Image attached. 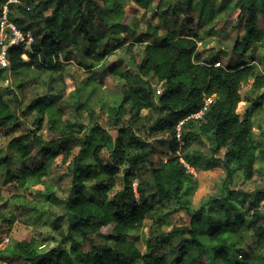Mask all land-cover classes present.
Returning a JSON list of instances; mask_svg holds the SVG:
<instances>
[{"label": "trees", "instance_id": "trees-1", "mask_svg": "<svg viewBox=\"0 0 264 264\" xmlns=\"http://www.w3.org/2000/svg\"><path fill=\"white\" fill-rule=\"evenodd\" d=\"M99 1L60 0L54 15L48 17L42 9L33 7V0H20V3L0 0V15L8 5L10 19L22 31H31L34 36L28 60L22 58V48H13L9 52L11 73L18 74L31 68L63 71L62 61L69 60L81 36L87 38V44L80 47V63L103 62L113 39H117L115 36L128 29V25L122 21L125 12L119 0H102V4ZM134 1L147 6L152 0ZM187 1L190 6L197 4L195 0ZM210 1L201 0L200 4L205 7ZM65 8H70L73 13L74 28L70 32L58 24ZM235 11L239 13L237 23H243L246 36L241 42H235L230 59L224 65L203 61L197 35L185 34L184 24L177 29L173 27L166 37L159 36L154 29L136 37L141 43L148 42L143 49L144 62H132V65L149 88L125 85L123 97L111 110V117L123 136L132 133L131 127L145 128L148 137L168 134L171 139L164 140V144L169 146V152L164 153L165 159L156 161V145L135 141L134 136L130 143L135 144L140 152L132 157H125L123 142L116 143L112 150L104 136L103 143L92 150L97 135L105 134L104 130L96 124L91 131L77 135L69 126H62L61 116L53 106L57 96L49 102L37 100L30 107L32 112L37 110L40 114L37 129H41L47 117L56 137L45 141L38 136V130H31L11 141L24 160L31 159L30 163L29 160L23 161L21 165L20 178L23 181L25 176L43 180L60 154L70 156L74 147H80L67 167L71 188L69 195L61 200L62 215L56 216L52 222L54 229L68 239L71 246L60 252L55 264H136L140 261L143 264H207L201 256L189 257L191 247L206 250L200 240L202 236L209 237L212 245L218 248L214 256L223 264H249V251L232 238L235 224L229 221L206 230L201 221L204 208L191 215L190 227L174 228L167 233L162 228L163 222H159L147 239L145 254L137 250L130 233L154 211L153 201L157 197L161 201L178 198L183 186L192 181L181 162V154L191 147L190 139L193 137H212L216 153L225 150L228 177H232L236 170L243 172L248 180L255 176L258 155L263 153L262 142L253 138V116L258 109H247L244 113H239L238 109L244 99L245 88L250 87L254 92L264 91V73L245 59L244 54L256 38L262 37L258 31L257 15L259 12L264 15V0H238L231 6L230 14ZM95 25L97 27L93 30ZM106 38L108 40L102 50V41ZM153 80L162 86L156 95L157 102L150 91ZM252 103L260 106L262 96L259 95ZM146 109L156 112L153 122L149 116H143ZM201 111V118H191ZM14 116L15 110L0 98V124H7ZM181 121H184L181 128L183 146L177 137ZM125 123L131 126L124 127ZM91 151L92 159L87 160ZM106 151H109L114 164L105 160ZM120 165H125L121 177L123 189L112 195L121 174ZM136 179L139 181L137 187L134 185ZM250 197L260 203L264 199V191ZM51 199L57 202L55 197L51 196ZM253 216L254 237L261 240L264 238L261 215L255 212ZM63 219L68 224L67 232L61 224ZM184 233L188 236H183ZM77 237L90 241L89 252L79 251ZM166 245L169 250H165ZM230 251L246 259L233 262ZM56 252L40 253L32 242L21 241L12 255L3 257L8 264H51L50 258ZM257 264H264V255L259 257Z\"/></svg>", "mask_w": 264, "mask_h": 264}, {"label": "rangeland", "instance_id": "rangeland-1", "mask_svg": "<svg viewBox=\"0 0 264 264\" xmlns=\"http://www.w3.org/2000/svg\"><path fill=\"white\" fill-rule=\"evenodd\" d=\"M195 1L197 4L190 6L187 0H152L146 6V3L141 5L134 0H119L125 12L122 21L128 25V29L121 30L115 36L117 39H113L106 51V59L101 63H80V47L87 44V38L81 36L69 60L62 61L63 71L31 68L12 74L9 69L0 68V98L15 110V116L7 124H0V264H8L3 256L12 255L21 241L32 242L40 253L57 250L56 255L50 258L51 264H55L62 250L71 246V242L54 229L52 222L56 216L62 215L61 200L69 195L71 188L67 167L80 147H74L70 156L60 154L50 165L49 175L43 180L25 176L23 181L20 178L21 165L23 161L29 160L30 163L31 159L24 160L16 146L11 144L14 138L26 135L31 130H38L37 119L40 114L37 110H30L35 101L42 99L49 102L53 96H57L54 110L61 116V125L72 128L74 134L83 135L96 124L103 129L105 134L97 135L92 150L103 143L104 136L110 142L112 150L116 143L123 142L125 157H132L140 152L135 144L130 143L134 136L135 141L143 140L156 145V161L167 157L164 153L169 152V146L164 144V140L171 139L168 134L158 133L148 137L145 128L138 130L131 127L133 134L130 132L123 136L120 127L111 117V110L121 101L125 85L149 88L143 84L142 76L132 62H144L143 49L148 41L141 43L136 37L144 36L152 32V29L159 36L166 37L173 27L177 29L184 24L185 34L197 35L203 61L216 65H224L229 61L235 42H241L246 36L243 23H237L239 13L235 11L230 14L231 6L238 0H211L205 7L201 5V0ZM33 2V7L42 9L46 16L52 17L60 0ZM99 2L102 4L103 1ZM257 18L258 31L262 37L256 38L244 54L245 59L264 73V15L259 12ZM58 24L67 32L74 28L70 8H65ZM96 27L95 25L93 30ZM107 40L108 38L103 39L102 50L105 49L103 47ZM161 88L156 80L151 82L150 91L153 92L155 102ZM259 95L262 96V104L256 107L252 100H256ZM243 98L238 111L244 113L247 109H258L253 116V138L263 144V153L258 155L254 178L248 180L243 172L237 170L232 177H228L225 150L216 153L212 137L191 138V147L181 154V162L192 181L183 186L178 198L161 201L157 197L153 201L154 211L146 215L139 228L130 232L131 240L141 254L146 253L147 239L159 222H163L162 228L167 233L174 228L190 227L191 215L204 208L201 221L206 230L229 221L235 224L232 238L241 248L249 251V264H257L259 257L264 255V238L257 240L251 226L255 222V212L261 215V224L264 226V199L258 203L250 197L258 191H264V91L254 92L247 87ZM142 114L144 117L149 116L151 122L157 117L153 110L146 109ZM128 126L131 125L124 124V127ZM37 134L45 141L56 137L47 117ZM180 145L183 146L182 143ZM104 158L114 164L110 160L109 151L105 152ZM90 159L92 151L87 156V160ZM119 168L121 174L112 195L123 189L121 177L124 175L125 165H120ZM138 184L139 181L134 180L135 187ZM61 224L67 232L66 220L63 219ZM183 236L187 237L188 234L184 233ZM200 240L206 250L191 247L190 259L201 256L207 264H223L222 260L215 259L214 253L218 248L212 245L210 238L202 236ZM77 242L79 251L91 250L90 241L77 237ZM165 250H169L167 245ZM230 258L233 262L246 259L233 251H230Z\"/></svg>", "mask_w": 264, "mask_h": 264}, {"label": "built area", "instance_id": "built-area-1", "mask_svg": "<svg viewBox=\"0 0 264 264\" xmlns=\"http://www.w3.org/2000/svg\"><path fill=\"white\" fill-rule=\"evenodd\" d=\"M9 3H20V0H9ZM10 8L8 5L4 6L0 15V68L10 69L9 52L13 48H22L24 54L23 59L28 60V52L31 51L34 43V36L31 31H22L11 19ZM218 66V65H217ZM203 111L193 115L191 118H201ZM184 121H181L177 127L178 140L181 141V128Z\"/></svg>", "mask_w": 264, "mask_h": 264}]
</instances>
